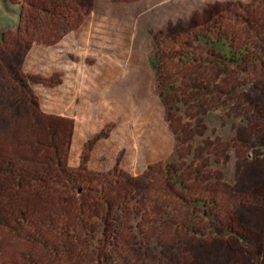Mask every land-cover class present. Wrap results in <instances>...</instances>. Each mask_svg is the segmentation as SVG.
<instances>
[{
  "label": "rangeland",
  "instance_id": "1",
  "mask_svg": "<svg viewBox=\"0 0 264 264\" xmlns=\"http://www.w3.org/2000/svg\"><path fill=\"white\" fill-rule=\"evenodd\" d=\"M81 5L83 23L52 46L26 49L7 35L0 84L11 67L44 113L73 121L70 168L90 145L92 172L117 167L143 180L139 232L126 230L122 206L128 234L105 264H264V40L256 38L264 36V0H70ZM21 8L20 0H0V39L17 30ZM35 18L27 15L30 24ZM219 35L235 51L250 49L241 64L196 41ZM156 55L159 77L149 64ZM7 96L0 87V102ZM0 118L5 130L10 112L0 107ZM173 156L183 191L157 173Z\"/></svg>",
  "mask_w": 264,
  "mask_h": 264
},
{
  "label": "trees",
  "instance_id": "2",
  "mask_svg": "<svg viewBox=\"0 0 264 264\" xmlns=\"http://www.w3.org/2000/svg\"><path fill=\"white\" fill-rule=\"evenodd\" d=\"M20 1L19 27L4 33L0 44L8 42L7 35L15 34L26 49L34 42L52 46L86 17L84 6L72 8L70 0ZM29 13L37 17L33 24L27 20ZM256 38L264 40L261 35ZM196 41L224 62L237 66L250 51L248 47L233 50L221 35L214 42L206 37ZM159 59V55L149 59L156 77L161 72ZM192 59L187 54L182 56L185 63ZM3 78L0 87L8 96L0 107L10 112V120L5 130L0 129V264H46L33 255L34 251L59 264H82L81 257L88 254L95 257L90 264L109 262L120 240L128 234L120 225L122 206L129 226L131 223L130 227L126 223V230L139 232V222L144 218L140 197L143 180L128 177L117 167L106 174L92 172L88 168L90 145L80 165L70 168L73 121L44 113L28 79L11 67L5 69ZM2 123L4 119L0 118V127ZM174 160L175 156L162 163L157 173L166 186L183 191V182L173 171ZM145 190L159 198L157 191ZM192 204L205 214L203 201ZM147 213L152 214V210ZM158 216L162 221L169 218L162 211ZM259 241L254 244L257 255L262 252Z\"/></svg>",
  "mask_w": 264,
  "mask_h": 264
}]
</instances>
